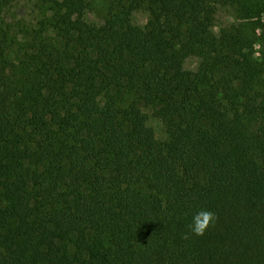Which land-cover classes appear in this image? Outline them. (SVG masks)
<instances>
[{"label":"trees","instance_id":"trees-1","mask_svg":"<svg viewBox=\"0 0 264 264\" xmlns=\"http://www.w3.org/2000/svg\"><path fill=\"white\" fill-rule=\"evenodd\" d=\"M263 13L0 0V264H264Z\"/></svg>","mask_w":264,"mask_h":264},{"label":"rangeland","instance_id":"rangeland-1","mask_svg":"<svg viewBox=\"0 0 264 264\" xmlns=\"http://www.w3.org/2000/svg\"><path fill=\"white\" fill-rule=\"evenodd\" d=\"M94 16L95 15L90 13V18L95 23H98L100 21V17L95 16V18H94ZM261 19L264 23V13L261 15ZM135 20L137 23L143 25L145 22V15L143 13H137L135 15ZM253 56H254V58H257V59H261L262 57H264V41H259L256 43L254 50H253ZM194 65H195V61H193V60L186 62L185 69H187V70L192 69L194 67ZM149 126L153 128L155 138H157V139H163L164 138L163 130H162L161 125L158 121L150 119L149 120ZM147 141L148 140L144 137H137L134 140V143L136 145V148L138 150H141L146 145Z\"/></svg>","mask_w":264,"mask_h":264},{"label":"clouds","instance_id":"clouds-1","mask_svg":"<svg viewBox=\"0 0 264 264\" xmlns=\"http://www.w3.org/2000/svg\"><path fill=\"white\" fill-rule=\"evenodd\" d=\"M214 221V213L208 210H201L192 217L190 230L194 235H203L210 224L214 223Z\"/></svg>","mask_w":264,"mask_h":264}]
</instances>
